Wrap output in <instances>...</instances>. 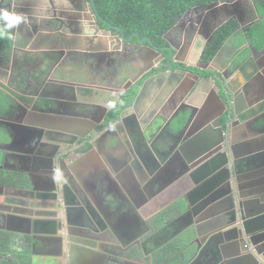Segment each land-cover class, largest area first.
<instances>
[{
    "label": "flooded vegetation",
    "instance_id": "1",
    "mask_svg": "<svg viewBox=\"0 0 264 264\" xmlns=\"http://www.w3.org/2000/svg\"><path fill=\"white\" fill-rule=\"evenodd\" d=\"M254 1L242 3L244 30L261 20ZM80 6L86 8L83 17L94 15L88 10L90 0ZM194 8L164 36L165 46L152 42L157 54L147 49L148 43L138 44L137 32L125 34L134 36L126 43L120 32L101 22L97 25L111 39L95 42L110 48L100 55L66 50L61 39L67 31L54 23H43L44 35L30 42L16 36L11 50L0 48V79L7 76V83L0 80V96L8 98L0 104V170L27 180L24 187L0 185V230L13 238L10 251L0 254V264H217L213 247L199 257L195 237L189 240L193 227L184 230L189 221L182 217L188 210L186 196L194 187L188 185L179 147L196 134L206 147L209 136L214 141L213 177L225 195L264 199V84L256 80L264 71V48L254 49L246 36L238 47L231 38L203 62L213 36L206 41V10ZM93 33L86 27L85 35ZM77 47L92 44L87 39ZM244 52L247 57L238 61ZM164 72H191L202 82L187 98L176 87L162 106L140 119L118 126L119 116L109 123L123 95ZM105 92H116L114 106L109 98L98 101ZM184 115L189 123L178 130L175 125ZM85 155L84 164L75 165ZM41 201L50 207L33 206ZM14 208L27 212L30 220L48 214L40 218L51 223L41 227L27 221L22 231H9ZM67 209L71 226L59 217ZM241 232L238 241L249 245L246 231ZM254 239L263 246L259 257L264 262V231ZM166 254L173 256L165 259Z\"/></svg>",
    "mask_w": 264,
    "mask_h": 264
},
{
    "label": "water",
    "instance_id": "2",
    "mask_svg": "<svg viewBox=\"0 0 264 264\" xmlns=\"http://www.w3.org/2000/svg\"><path fill=\"white\" fill-rule=\"evenodd\" d=\"M243 1L215 0L208 5L194 8L196 10L201 8L206 10L203 16L204 24L208 28L205 36L206 41H209L214 33L230 20H235L244 31L246 12L242 6ZM260 1L255 0L254 5L252 4L258 15L260 13ZM90 2L92 3V8H88V10L90 12L94 11V15L90 18L83 17L86 8L80 6V3L85 5L86 0H0V8H8L26 16L28 22L19 26L16 36H22L29 42L40 35H44L46 28L43 23H54L59 25L61 30L67 31L66 39H61L66 50L72 51L77 48L78 50H87L100 55L103 52L110 51V48L106 45L95 46V42H106L105 39L111 38L108 36L109 32L105 29H100L97 22H101L111 30L120 32L121 38L126 43L131 41L134 36L127 38L122 28L112 25L100 15L95 0H90ZM88 26L94 30V33L85 35V29ZM135 37L138 44L148 43L147 49L154 54L158 53L156 48H153L150 38L142 39L139 33H135ZM87 39L90 40L92 47H77L79 43ZM114 39L120 48V38L116 36ZM114 50L117 49L113 47L112 51ZM172 67L173 65L170 63V68ZM198 67L201 68L200 66ZM256 78L257 81L260 80L264 84V71L260 72ZM138 79L129 81L126 87L130 88ZM200 82H202L200 77L191 72H164L146 78L141 83L132 103L122 111L117 125L122 126L130 118L140 119L149 109L153 110L155 107L162 106L168 99L169 92L175 91L176 87H179L183 92V98L189 97L193 90L198 88ZM115 93L105 92L98 101L103 98H109L111 100L109 102L110 106H114L117 97ZM188 123L186 124L185 122L176 129L184 130ZM205 141H208V144L206 147H202L207 142L203 143V140L199 139L196 134L195 137L189 138L179 147L180 152L185 157L187 170L189 171L186 178L188 185L191 186L190 188L194 187L186 196L188 210L182 217H188L189 221L185 225L184 230L193 227L195 233L194 242L198 244L199 257L203 255L205 250L213 247L211 251H216L217 264H264L259 257L263 253V246H259L258 240L254 239L256 234L264 231V199L261 200L256 195H252L249 198L227 197L225 195L226 192L224 193L223 188L219 185L220 181L217 182L213 177L217 175L212 173L214 171V152L212 151L214 141L209 136ZM85 159L86 155L76 161L75 165H83L82 161ZM41 202L33 206L49 208V205H51ZM132 203L134 208L139 205H136L133 200ZM168 205L162 206L158 211L163 210ZM68 210L59 215V217H64L66 223L71 226L73 223L70 221ZM26 213L22 209L14 208L12 214L8 217L10 226L7 230L20 232L23 226L28 227L29 223L27 221H33L34 224L41 227H47L51 223L49 219L40 218V216L42 218L48 217V214L43 213L40 216L36 214L37 218L30 220L24 216ZM56 216L57 213L55 218ZM52 217L54 216L51 215ZM242 229L246 231V236L250 241L249 245H245L244 242L241 244L238 241L240 234L243 235ZM76 262L80 264L79 261ZM68 264H73L72 260H68Z\"/></svg>",
    "mask_w": 264,
    "mask_h": 264
},
{
    "label": "trees",
    "instance_id": "3",
    "mask_svg": "<svg viewBox=\"0 0 264 264\" xmlns=\"http://www.w3.org/2000/svg\"><path fill=\"white\" fill-rule=\"evenodd\" d=\"M214 0H95L97 9L100 15L115 26L124 29L125 34L128 36L133 32L140 34L141 38L148 37L151 41L159 46H165L166 40L164 36L171 31L177 23L179 17L183 16L188 10L210 4ZM261 17H264V5L259 6ZM102 27H105L101 23ZM246 36L251 46L254 49L261 50L264 48V19L255 22L253 25L241 31L239 24L235 20H230L221 26L213 35L212 40L207 44L203 55L202 61L209 62L216 55V53L227 43L231 38H235L238 47L245 44ZM0 48L2 51H9L12 48V40L7 38H0ZM248 52L240 55L238 61L247 57ZM191 70H194L191 68ZM197 72L208 75V72ZM142 81L135 84L134 87L122 97V101L117 106L116 110L112 111L109 117V123H113L118 119L120 113L128 107L138 93ZM8 98L5 95L0 96V104L4 105ZM188 118L184 115L175 125L179 128L183 125ZM26 178L15 173L6 175L0 170V185L11 187H24L26 186ZM10 234L6 231L0 230V254H7L10 251ZM195 237L194 230L190 232L189 240ZM189 257L191 250H189ZM20 256H23L20 254ZM166 254L165 259L172 258ZM182 255H178V262L181 261ZM187 258V257H186ZM169 259V260H170ZM189 258H187L188 260ZM186 260V259H185ZM173 263V262H172ZM4 264H19L17 262L5 261ZM20 264H29L23 261Z\"/></svg>",
    "mask_w": 264,
    "mask_h": 264
},
{
    "label": "clouds",
    "instance_id": "4",
    "mask_svg": "<svg viewBox=\"0 0 264 264\" xmlns=\"http://www.w3.org/2000/svg\"><path fill=\"white\" fill-rule=\"evenodd\" d=\"M27 22L24 14L0 8V38L15 39L19 26Z\"/></svg>",
    "mask_w": 264,
    "mask_h": 264
},
{
    "label": "crops",
    "instance_id": "5",
    "mask_svg": "<svg viewBox=\"0 0 264 264\" xmlns=\"http://www.w3.org/2000/svg\"><path fill=\"white\" fill-rule=\"evenodd\" d=\"M264 19V17H261V20H263ZM8 75V74H7ZM4 84L5 83H7L6 81H7V76L5 77V78H2V79H0ZM65 264H67V263H65Z\"/></svg>",
    "mask_w": 264,
    "mask_h": 264
}]
</instances>
